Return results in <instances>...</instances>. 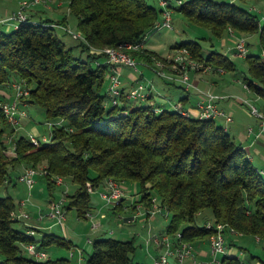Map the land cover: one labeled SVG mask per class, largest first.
<instances>
[{
	"label": "trees",
	"instance_id": "16d2710c",
	"mask_svg": "<svg viewBox=\"0 0 264 264\" xmlns=\"http://www.w3.org/2000/svg\"><path fill=\"white\" fill-rule=\"evenodd\" d=\"M69 8L87 40L77 44L87 51L85 60L74 55V46H67L50 18L31 15L37 22H22L9 30L0 27V85L10 83L12 76L23 79L29 89L27 101L43 107L48 120L63 121L53 125L50 139L39 146L28 136L17 137L16 155H11L5 138L12 126L0 105V184L12 181L11 168L45 165L49 187L53 176L72 178L77 188L67 195L65 206L75 207L86 218L92 202L88 183L95 188L107 178L131 181L137 183L142 200L157 195L171 212L169 233L180 230L190 241L209 237L213 229L206 228L208 217L202 215L209 213L214 222L226 224V232L259 236L264 243V175L224 126L175 109L156 111L152 104H133L125 89L122 103L109 105V95L102 91L109 65L105 54L91 47L143 41L162 8L148 0H69ZM176 8L217 37L232 28L259 34L264 46V22L237 1L182 0ZM175 46H187L196 58L215 66L236 69L235 62L218 50L205 56L196 40ZM130 52L149 58L144 52ZM246 60L244 82L264 98V58L249 54ZM15 210L11 195L0 196V264H71L68 257L31 256L24 247L27 242L66 248L72 242L47 231L37 239L28 232L31 227L14 224L20 221L13 218ZM136 248L134 239L99 236L86 263L138 264Z\"/></svg>",
	"mask_w": 264,
	"mask_h": 264
},
{
	"label": "rangeland",
	"instance_id": "374dc122",
	"mask_svg": "<svg viewBox=\"0 0 264 264\" xmlns=\"http://www.w3.org/2000/svg\"><path fill=\"white\" fill-rule=\"evenodd\" d=\"M45 3H40L38 5L33 6L29 9V12L36 11L39 7H42L44 10V15L46 18H50L54 23L59 24L56 25V32L59 36H61L66 42L67 46H74V55L77 57H81L82 59H87V51L82 50L80 46H77L79 40L74 39L71 33L67 32V30L60 26L66 25L72 32L78 33L80 30L78 29V19L75 14H73L69 8V0H46ZM228 1H237L242 5L254 10L260 17L261 21L264 22V0H228ZM151 4L160 8L159 0H148ZM170 4L173 6L171 8L172 17H173V28L161 27L149 32L144 41L143 47L140 49H129L134 51L144 52L148 55L149 58H138L143 60L144 62L151 63L157 59H168V57L173 56L175 53L173 44L181 43L186 40H196L201 43L203 54L208 55L211 50H218L226 55H228L236 64L235 70H226L220 71L217 69L212 70H204L207 66H215L214 64L208 63L205 60L196 58L201 64L200 70L190 71V80L193 82L194 79L202 80V84L206 82L209 86L212 85L213 81H217L220 84H223V80H225L229 84L237 85L239 89H244V83L242 84L244 75L248 74V63L246 57L249 54H260L264 58V46L259 40V34H243L246 36L248 41V47L250 49L248 55L246 57L237 55L235 52L236 39L231 36L230 30L229 35L225 33L222 37L215 36L212 31L198 24L193 23L189 19H187L181 12H179L176 8L177 1L170 0ZM175 7V8H174ZM41 11H38L40 13ZM66 16L67 21L66 22ZM64 17V18H63ZM162 18V13H160V19ZM236 35H242L237 31ZM223 40H225V44L222 45ZM217 68L220 66H216ZM223 68V67H220ZM142 71V72H141ZM240 77L241 81L235 80L234 77ZM122 80L125 82H132L133 79H139V82L147 84L150 81L155 82L157 85H160L162 81H164L153 69L150 67L139 64V69L132 68H124L121 71ZM108 82V74H106L105 84L103 85L102 91H105L106 83ZM170 92L176 93L178 95H182L185 93V88L181 87L175 83H171ZM244 87V88H243ZM246 89V88H245ZM248 90V89H247ZM204 93L212 92L218 95L225 96L221 93L214 91L213 89H199ZM250 91V96L248 98H244L243 100L249 101L257 105L261 110H264V98L262 96H258L255 92ZM198 96H201L200 93ZM179 101V100H177ZM133 104H151V99H133ZM245 105H247L244 102ZM247 107V106H246ZM249 108V107H247ZM41 109V108H39ZM35 110L32 111L34 115V124L37 126V130L33 128V125L29 126V131L32 130L39 134L40 140L42 142H47L51 137V131L53 126L48 121V117L43 110ZM248 113L252 115V113L247 109ZM253 116V115H252ZM254 117V116H253ZM44 135L47 136L46 140H44ZM21 169L17 166L15 168L10 169V176L12 177V181L9 183L6 181L3 184H0V196L11 195L14 198L16 203V211L20 212H28L30 214L29 218H21L20 221L14 222V224L21 228L24 226H30L29 223L39 224L41 227V232L38 231L36 238L40 239L42 233L44 231L47 232H55L59 235L66 236L64 234H70L73 236L75 241V245H71L70 248H66L63 246L55 245L50 248V254L52 258L60 257V256H69L72 260V263L76 262V255H78V249H82L85 259L88 256V253L92 250L93 240L99 236H113L115 238L122 239H134L135 244L139 246L140 242L145 243L147 230L149 227H154L155 230L158 226L163 228L168 225L169 219L171 217V212L167 209L158 210L154 216L158 218V222L156 221H148L144 222L141 220L142 218L136 215L135 209L132 207L134 204H138L143 202L144 207L151 206V198H147L146 200H142L141 193L138 191H134L133 187L130 191L124 189L121 185L123 181H118L113 178H107L108 181L114 180L117 183H120L122 188L125 191V197L127 200H122V205L116 206L115 202H108L105 197H103V193L109 191L108 185H104L101 183L99 186L95 187L94 191L91 192L92 197V208L93 217H80L78 211L75 207L70 209L66 208V218L64 220V226L56 224L55 220L44 217L43 219H37V210L34 207L29 206L30 203H34L37 206L41 207L39 212L44 214L50 211L51 201H58L62 198H65V205L68 203V194H72L75 192L77 185L73 182L71 177H64V182L61 184L54 183L53 186L49 187L47 176L45 174L39 175L37 177V181L32 190H29L28 187L17 180L18 175L20 174ZM91 175H95L96 172L94 169L90 171ZM108 184V183H107ZM67 193V194H66ZM157 198L158 196L155 195ZM30 201L24 206L20 205V201L22 199L28 198ZM141 198V199H140ZM39 215V214H38ZM202 215L206 216L205 213ZM159 219L161 223H159ZM209 220V219H208ZM50 223L51 226H47ZM98 223V225H96ZM206 223V222H205ZM145 225H147L145 227ZM44 226L49 228H44ZM34 229V228H33ZM35 230V229H34ZM153 234V233H152ZM68 236V235H67ZM148 236V235H147ZM227 236V235H226ZM210 239V236H209ZM248 240H243L239 243L241 246H245L247 248V264H252L249 260L252 257V254L258 256L260 259L264 261V243L263 241L256 240V236L250 235ZM90 240V241H89ZM227 240V237H226ZM238 244V243H237ZM74 250L73 256H71V250ZM56 251L61 252V254L56 255ZM213 257V255H211ZM257 259V257H256ZM213 260V258H212ZM254 261V260H253ZM214 262V260H213ZM86 263V260H84Z\"/></svg>",
	"mask_w": 264,
	"mask_h": 264
},
{
	"label": "built area",
	"instance_id": "2783aa9c",
	"mask_svg": "<svg viewBox=\"0 0 264 264\" xmlns=\"http://www.w3.org/2000/svg\"><path fill=\"white\" fill-rule=\"evenodd\" d=\"M177 5L182 2V0H176ZM46 3V0H21L19 3V7L12 12L10 15L2 18L0 17V23H11L14 28L18 27V25L22 22L33 21L37 22V19L30 18L29 9L35 5L40 3ZM160 5L162 7V18L158 19L155 24L151 27L149 31L145 33L143 36V41L146 35L158 28L167 27L173 28V17L171 11L170 0H160ZM59 25V24H54ZM64 27L67 32L71 33L74 39L86 41V37L83 32H72L66 25H60ZM231 36L236 39L235 52L237 55L246 57L250 51L248 47V41L245 35H236L234 29L230 28ZM143 41L136 44H126L118 47L108 46L104 48H95L91 47L93 52H102L105 54V62L109 65L108 74V86L107 93L109 95V105H120L122 103V96L124 95L123 88V80L121 77V71L123 67H129L132 69H139V64H144L151 69H153L163 80L175 83L185 89H189L192 85L190 80V71L195 70L199 71L201 64L195 58L191 49L187 46H176L174 47L175 53L173 56L168 57V59H157L151 63L144 62L143 60L138 59L135 55H133L129 49H140L142 48ZM99 64V61H96ZM217 69L220 71H224V68L216 67V66H207L204 70H212ZM142 72V71H141ZM11 86L14 89V99L9 103L1 102L0 105L3 108V111L7 117V121L14 128L20 124V118L23 116H27V111L25 108L21 107V103H25L24 100L29 95V89L26 86V82L23 79L14 78L11 81ZM244 87L248 90H251L249 85L244 82ZM154 88V84L152 81L144 84L142 82H138L136 85L131 87L125 95L127 98L133 99H146L149 91ZM224 98L222 95H218L212 92L204 93L202 97L197 102L198 113L197 117L200 119H217L224 118L226 121H232L233 115L232 113L226 111L222 107L219 106L218 100ZM244 102L248 105L250 112L253 116L258 118L261 122V125L264 127V111H262L257 105L252 102L244 100ZM173 108L179 112H181L185 116H190L191 113L188 109H186L182 103V101H176L173 103ZM155 107V106H154ZM156 111H160L158 107H155ZM50 124L53 125H62L63 121H51L48 120ZM28 138L32 141L33 144L39 146L42 141L34 134H29ZM46 140V137H44ZM11 155H16L15 153V143H13L11 151H8ZM260 172L264 175V170H260ZM48 171L45 165H40L38 167L33 166H23L22 172L18 175L17 180L24 183L29 190H32L37 177L42 174H47ZM63 176H53L52 180L54 183L61 184L64 182ZM109 191L103 193V197L110 203L115 202L116 206L121 205L122 199L125 196V191L120 185L114 180L108 181ZM94 187L91 183H88V190L91 193L94 191ZM67 194V193H66ZM141 199V198H140ZM65 198H62L58 201H51L50 211L44 214L42 212L39 213L38 219L41 220L44 217L55 220L56 224L64 226V220L66 218L65 212ZM151 206L144 207L143 202L137 204L138 208L142 210L145 208L146 210L143 213H147L148 216H154L158 210L167 209L160 205L159 199L156 196H151ZM30 201L29 197L22 199L20 201V205L24 206ZM168 210V209H167ZM93 217V212L88 211L86 213V217ZM29 218L30 214L28 212H20L14 211L13 218L15 220H20L21 218ZM98 225V223H96ZM206 228L213 229L212 234L210 235V243L211 250L213 254L214 262L220 264H234V262L230 259H224L218 257V255H226V224L222 222H214L209 219L205 223ZM28 232L31 235H34L35 231L33 228H30ZM231 232H234L233 229ZM257 240H260V237L257 236ZM90 241V240H89ZM153 243L159 247H161V251L154 258L153 264H171L170 258L174 256L180 264H186L188 259H194V250L193 244L190 240H186L182 237L181 231H176L174 233H169L167 231L163 233H153L147 238V244ZM25 249L28 253L38 260H44L48 258V254L37 242H27L24 244ZM75 255L74 250H71V256ZM78 257L80 264L84 263L83 258V250L78 249Z\"/></svg>",
	"mask_w": 264,
	"mask_h": 264
},
{
	"label": "crops",
	"instance_id": "0c3cea01",
	"mask_svg": "<svg viewBox=\"0 0 264 264\" xmlns=\"http://www.w3.org/2000/svg\"><path fill=\"white\" fill-rule=\"evenodd\" d=\"M20 1L21 0H0V17L4 18L10 15L12 12H14L19 7ZM159 6L160 8H162L160 5V2H159ZM43 10L44 9L42 7H39V9H36V11H31L30 15H35V17L41 16L45 18ZM38 11H41V12L38 13ZM65 23H68L67 17H66ZM0 27L5 28L7 30L14 28L13 24L3 23V22L0 23ZM226 33L229 35V31ZM224 44H225V40H223L222 42V45ZM124 68L126 67H123V69ZM14 78L15 76H12V79ZM234 78L235 80H238V81L243 80L242 84L244 83V78L241 79L238 76ZM138 80L139 79L137 78V79H133L132 82H128V81L126 82V80L125 82L123 81L124 83L123 88L125 89V91L127 92L131 87L136 85L139 82ZM108 83L109 81L106 83L105 91H107ZM191 83H192L191 87L189 89H185V93H183L182 95H178L176 93L170 92L169 88L170 86H172L170 82H167L164 80L162 81V83H160V85H157L155 82H153L154 88L151 91H149L147 99H151V102H152L151 104L154 105L155 107H158L159 109H163V108L174 109L172 106L173 103L176 102L177 100L182 101L184 107L190 111L191 115L196 116L198 113L197 102L202 97V92H200L199 89H213L214 91L225 95L224 98L218 100V104L220 107H222L226 111L232 113L233 120L229 122V121H226L224 118H217L216 121L220 125L226 128V130L232 135V137L236 140V142H238L244 147V149L246 150L249 158L252 160L254 165L259 170H264V127L261 125V122L258 118H256L255 116L253 117L252 115L248 113L247 111V109H249L247 108L248 105H245L244 100H243L244 98H248L250 96V93H249L250 91H248L244 87H243L244 89H239L237 85L229 84L225 80H223V84H220L219 82L214 80L212 85L210 86L206 82L202 84L203 83L202 80H199L197 78L194 79L193 82ZM199 93L201 96H198ZM14 94L15 93H14V89L11 86V82L0 85V103L1 102L9 103L13 101ZM24 100H26V102L21 103V107L26 109L27 116L21 117L20 124L17 127V129H14L12 127V132L6 136L5 140L8 145V151H11L15 139L19 136H22V135L28 136L29 134H34L38 138H40L38 133L32 130L29 131L28 129L30 125L34 124V115L32 114V111L35 112V110H38L39 108H41L39 110H43L42 112L45 113V110L43 107L27 101V98H25ZM33 128L37 130L36 125H33ZM43 137L47 138L46 135H44ZM23 166L24 165L19 167L21 169V172H22ZM102 183L104 185H108L107 184L108 179H105ZM121 185L127 191H130L132 187L134 191L135 190L138 191L139 189L137 183L131 182V181H123ZM122 200H124L125 202L127 198L124 196ZM50 201L52 200L50 199ZM29 206L36 208L37 210L36 215L38 219V214H39L38 212L41 207L37 206L34 203H30ZM132 207L135 209L136 215L142 218L141 220H143L145 223L150 220L158 222V218L156 216L150 217L148 216L147 213H143V211L146 210L145 208L140 210L136 204H134ZM90 211L92 212L94 211V208H92V206H91ZM205 214L208 217V219H212L209 213H205ZM159 223H161L160 219H159ZM29 225H30L29 227L35 229L34 236L37 235L38 231L41 232V230H39L41 229L40 228L41 226L39 224L36 225L34 223H29ZM47 226H51V224L48 223ZM146 226L147 225H145V227ZM154 227H149V229L147 230L148 233L146 234V238L144 240L145 243L140 242L139 246L136 245L137 248L134 253V258L138 262V264H153L154 258L161 251V247L153 243L147 244V238L152 233L165 232L167 226L163 228H160V226H158L156 228L157 230H155ZM46 228H49V227H46ZM64 235H66L65 237L67 240H70L72 242V245H75L74 243L75 239L73 236H70V234H64ZM226 235H227L226 236L227 237V240H226L227 254L218 255V257L224 258V259H230L234 262V264H247L248 259H247L246 253L248 250L245 246H241L239 243L242 240L243 242L244 240L249 241L250 235H246V234H242L238 232H229V231L226 232ZM256 240H257V236H256ZM191 243L193 244L194 259H188L186 261V264H220L217 262H213L212 260L214 256L213 257L211 256L213 254L211 250V243H210L209 237L196 238L195 240L191 241ZM53 246H55V244L49 245L47 247H42V249H44L46 253L48 254V257H52L50 254L51 253L50 248ZM56 253H57L56 255L61 254V252L59 251H56ZM76 256L77 257H76L75 264H80L79 257L78 255ZM60 257H68L70 259L71 264H74L72 263V260L69 256L65 255V256H60ZM252 257L253 258L249 260V262H251L252 264H264V261L260 259L258 256H255L252 254ZM55 258H57V256ZM83 258L84 260H86L84 253H83ZM170 260H171V264H180L174 256H172Z\"/></svg>",
	"mask_w": 264,
	"mask_h": 264
}]
</instances>
